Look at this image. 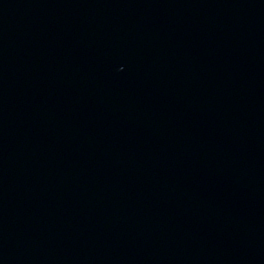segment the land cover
<instances>
[{"label":"water","instance_id":"water-1","mask_svg":"<svg viewBox=\"0 0 264 264\" xmlns=\"http://www.w3.org/2000/svg\"><path fill=\"white\" fill-rule=\"evenodd\" d=\"M0 264H264V0H0Z\"/></svg>","mask_w":264,"mask_h":264}]
</instances>
